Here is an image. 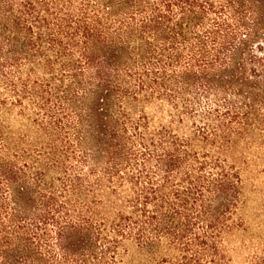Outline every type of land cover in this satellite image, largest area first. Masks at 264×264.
<instances>
[{
	"label": "trees",
	"instance_id": "trees-1",
	"mask_svg": "<svg viewBox=\"0 0 264 264\" xmlns=\"http://www.w3.org/2000/svg\"><path fill=\"white\" fill-rule=\"evenodd\" d=\"M241 233L264 264V0H0V264H237Z\"/></svg>",
	"mask_w": 264,
	"mask_h": 264
},
{
	"label": "rangeland",
	"instance_id": "rangeland-1",
	"mask_svg": "<svg viewBox=\"0 0 264 264\" xmlns=\"http://www.w3.org/2000/svg\"><path fill=\"white\" fill-rule=\"evenodd\" d=\"M254 205H255V201H250V207L246 212V215L248 217V219H252L253 216V212L254 211ZM253 227H252V233H257L258 232V228L256 227V223H254V221H251ZM250 234L248 233H241L238 235V237L236 238V240L234 241V250H233V256L235 259V262L237 264H242L244 259L246 258V256H248L249 253H252V249L250 248H245V247H241V243L243 241H247L249 239Z\"/></svg>",
	"mask_w": 264,
	"mask_h": 264
}]
</instances>
